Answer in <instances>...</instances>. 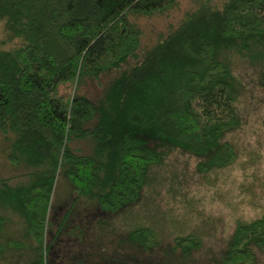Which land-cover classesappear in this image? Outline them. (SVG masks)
I'll return each mask as SVG.
<instances>
[{
    "label": "trees",
    "instance_id": "trees-1",
    "mask_svg": "<svg viewBox=\"0 0 264 264\" xmlns=\"http://www.w3.org/2000/svg\"><path fill=\"white\" fill-rule=\"evenodd\" d=\"M175 2L0 0L6 39H19L0 49V139L7 161L26 171L16 183L0 178V207L20 220L22 238L12 243L31 252L26 264H45L61 173L75 189L73 203L89 197L112 213L139 200L149 168L171 147L198 156L200 171L235 160L223 139L239 122L231 62L264 63V0H194L139 53L141 30L130 13L163 12ZM110 69L118 73L99 100L78 93L84 78ZM260 76L264 83V70ZM65 84L74 85L72 95L60 93ZM86 136L95 139L92 155L70 146ZM7 221L0 215V232ZM130 236L141 249L154 242L147 227ZM176 244L196 246L192 236ZM253 247L264 251V215L236 220L221 264H254Z\"/></svg>",
    "mask_w": 264,
    "mask_h": 264
},
{
    "label": "rangeland",
    "instance_id": "rangeland-1",
    "mask_svg": "<svg viewBox=\"0 0 264 264\" xmlns=\"http://www.w3.org/2000/svg\"><path fill=\"white\" fill-rule=\"evenodd\" d=\"M194 7V0H176L163 12L130 13V21L141 30L138 52L154 45L160 33L165 34L170 24ZM18 41L6 39L0 21V49ZM262 70L264 63L232 59L239 122L223 134L236 151L235 160L227 166L200 171L198 156L171 147L161 162L149 168L139 200L112 213L101 211L89 197L73 203L75 189L64 173L59 174L50 203L46 242L52 244L45 264H221L236 220L250 221L264 215ZM117 73L110 69L98 79L84 78L78 93L99 100ZM73 92L74 85L60 87L61 94ZM7 145L0 139V178L23 181L26 171L7 161ZM70 146L78 153L92 155L95 139L72 138ZM0 215H9L0 232V264H26L31 252L12 243L22 238L19 218L1 207ZM141 227L149 228L154 236L148 249L137 247L130 236ZM187 236L194 238L195 247L183 249L176 244L177 239ZM253 253L254 264H264V251L253 247Z\"/></svg>",
    "mask_w": 264,
    "mask_h": 264
}]
</instances>
